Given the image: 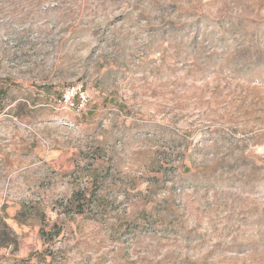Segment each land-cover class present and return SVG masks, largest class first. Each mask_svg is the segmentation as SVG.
I'll use <instances>...</instances> for the list:
<instances>
[{
    "label": "rangeland",
    "instance_id": "1",
    "mask_svg": "<svg viewBox=\"0 0 264 264\" xmlns=\"http://www.w3.org/2000/svg\"><path fill=\"white\" fill-rule=\"evenodd\" d=\"M0 264H264V0H0Z\"/></svg>",
    "mask_w": 264,
    "mask_h": 264
},
{
    "label": "built area",
    "instance_id": "2",
    "mask_svg": "<svg viewBox=\"0 0 264 264\" xmlns=\"http://www.w3.org/2000/svg\"><path fill=\"white\" fill-rule=\"evenodd\" d=\"M64 98L71 108L74 107L78 111L82 110L86 103V95L82 92H66Z\"/></svg>",
    "mask_w": 264,
    "mask_h": 264
}]
</instances>
